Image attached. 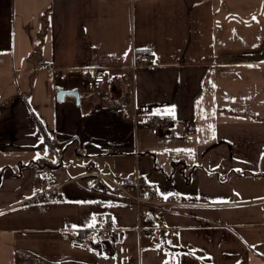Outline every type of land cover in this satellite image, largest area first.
Returning a JSON list of instances; mask_svg holds the SVG:
<instances>
[{
  "label": "crops",
  "instance_id": "crops-1",
  "mask_svg": "<svg viewBox=\"0 0 264 264\" xmlns=\"http://www.w3.org/2000/svg\"><path fill=\"white\" fill-rule=\"evenodd\" d=\"M135 180L177 203L110 199ZM0 264H264V0H0Z\"/></svg>",
  "mask_w": 264,
  "mask_h": 264
},
{
  "label": "built area",
  "instance_id": "built-area-1",
  "mask_svg": "<svg viewBox=\"0 0 264 264\" xmlns=\"http://www.w3.org/2000/svg\"><path fill=\"white\" fill-rule=\"evenodd\" d=\"M133 1V0H129ZM154 55L151 52H140L133 55L131 64L126 68H121L120 72L115 78V86L120 91H125L126 88L133 84V72L141 66L151 65L154 61ZM62 77H66L68 72H62ZM105 82V78L102 75H88L80 80V86L87 92L99 91L102 84ZM127 112L132 114V119H136L133 105L130 101L124 103ZM177 118L174 115H157L147 119V127L153 135L161 134L162 132L171 130L177 124ZM97 176H100L97 174ZM96 184L104 188V184L101 181V177L96 178ZM114 187L120 192V196H111L112 201H121L134 206L139 216L147 215L151 210L161 211L164 208L176 204L175 198L162 199L154 191L146 185L139 183L137 180L127 185L114 184ZM60 184L52 176L48 168H43L40 171V187L41 191L35 196L27 200V204H35L40 201H54L57 199V190ZM56 192V193H55ZM109 198V197H108ZM109 222H105L102 227L109 226ZM140 230V228H138ZM116 242L121 243L123 241L122 230L115 229ZM148 236V234H144ZM91 232L84 231L81 239L82 244L86 250H91L92 245L90 243Z\"/></svg>",
  "mask_w": 264,
  "mask_h": 264
},
{
  "label": "water",
  "instance_id": "water-1",
  "mask_svg": "<svg viewBox=\"0 0 264 264\" xmlns=\"http://www.w3.org/2000/svg\"><path fill=\"white\" fill-rule=\"evenodd\" d=\"M57 94L60 100H62L65 95H71L76 99V103L77 104L79 103V92L77 89L65 91V90H61V88H58Z\"/></svg>",
  "mask_w": 264,
  "mask_h": 264
}]
</instances>
